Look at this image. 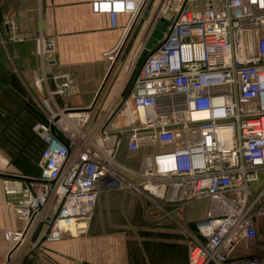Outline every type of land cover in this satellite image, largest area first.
<instances>
[{
    "label": "built area",
    "instance_id": "1",
    "mask_svg": "<svg viewBox=\"0 0 264 264\" xmlns=\"http://www.w3.org/2000/svg\"><path fill=\"white\" fill-rule=\"evenodd\" d=\"M148 2L90 0L94 14L130 17L105 54L109 74ZM160 21L170 26L156 50L103 115L97 100L107 78L89 106H61L79 85L70 72H46L56 42L36 39V84L46 97L33 102L45 121L31 132L44 148L38 177L3 180L21 224L4 233L6 264L27 245L87 235L100 194L124 190L174 221L209 202L190 235L189 264H264L256 246L264 218V0H160L153 23ZM6 25L13 42L26 39L13 20ZM121 151L144 153L140 167L126 165Z\"/></svg>",
    "mask_w": 264,
    "mask_h": 264
},
{
    "label": "crops",
    "instance_id": "2",
    "mask_svg": "<svg viewBox=\"0 0 264 264\" xmlns=\"http://www.w3.org/2000/svg\"><path fill=\"white\" fill-rule=\"evenodd\" d=\"M151 12L133 38L127 69L155 29ZM129 19L128 15L94 14L90 0H0V264H6L11 253L5 231L21 228L7 204L3 180L40 175L44 145L35 135V146L42 149L40 155L30 157V132L38 118L30 103H34V97H46L45 90L40 92L36 84L41 75L36 39L43 35L56 42V61L49 64L46 72H70L79 85L80 93L60 99V105L86 107L95 100L109 74L110 63L105 54L117 47ZM7 20L17 24L19 33L26 37L23 42L11 40ZM123 81L122 76L118 77L105 91L106 103L100 115L123 90ZM144 155L140 152L127 156L121 151L120 156L124 162L136 164ZM115 192L119 193L100 194L87 235L31 245L19 264H189V240L182 226L188 229L191 222L197 221L190 215V208L175 213L176 222L140 194ZM105 225L118 229L105 231ZM262 228L264 218L258 221V229ZM17 258L18 254H13L11 262Z\"/></svg>",
    "mask_w": 264,
    "mask_h": 264
},
{
    "label": "rangeland",
    "instance_id": "3",
    "mask_svg": "<svg viewBox=\"0 0 264 264\" xmlns=\"http://www.w3.org/2000/svg\"><path fill=\"white\" fill-rule=\"evenodd\" d=\"M159 2L160 0H149V2L146 4V6L142 9L139 17H138V21L136 23V26L135 28L130 32V34L128 35V41L126 43V45L124 46V49H123V56L120 57L115 65V67L112 68L109 76H107V79H106V82L104 84V88H103V92L105 93V91L111 86V84L113 83V81L115 79H117L118 77H123V88H126V86L129 84L130 80L132 79V77L134 76V74L138 71V67H137V63H138V57L135 59V61L133 62V65L131 66H128V69L126 67L127 65V62H126V58L129 56V50L131 49L130 46L132 44V41H133V38L134 36L136 35L137 33V30L140 28V26L142 25V23L145 21V17L148 13H150V11L152 10V14L153 17L151 18V21L153 22L154 18H155V15L157 13V10H158V6H159ZM264 34V31L262 32ZM123 67V68H122ZM41 77V75H40ZM122 91V90H121ZM102 92V94H103ZM120 93V92H119ZM100 96V98H98L97 100V105H99V108L101 109V107L103 106V103H106V95L103 94ZM119 94L116 95V97L109 101V107L112 106L116 101H117V98H118ZM69 104V103H68ZM70 105V104H69ZM107 107V108H109ZM106 108V109H107ZM101 112V110H99V113ZM31 135V147H30V150H31V155L30 157H34V156H38L40 155L41 153V149L40 147H37L35 146L36 145V140L32 134V132H30ZM32 150H35V151H32ZM125 152V151H123ZM161 152V151H160ZM153 153H156V150L153 152V151H150L149 154H153ZM127 156L129 155H133V154H127ZM121 160L123 161V159L121 158ZM124 162V161H123ZM136 162H138L136 160ZM126 165L128 166H131V167H140V163H130V162H124ZM138 165V166H137ZM113 193H110V194H118L119 192H115V191H111ZM210 208V204L208 201H201V202H197V203H194L191 207H190V215L195 219L197 218V221L198 220H202L204 218H206V215H207V212ZM149 214V212H148ZM116 224V222H114ZM113 223V224H114ZM195 223L196 222H191L189 224L188 229L183 227L182 226V229L183 231L185 232V235H186V239L189 240V247H190V235L191 234H196L195 232ZM118 227L117 226H111L109 227L108 225H105V231H115L117 230ZM138 233L141 234V229H139V231H137ZM256 246L258 248V251L264 255V228H262L261 230L258 229V238H257V241H256ZM32 249V246L31 245H27L25 248H23L22 252L18 254L19 258L15 259V261H13V263L11 262V264H19V262L21 263V261L23 262V260L25 259V257H27V254L29 252V250ZM24 256V258H23ZM23 258V260H22Z\"/></svg>",
    "mask_w": 264,
    "mask_h": 264
},
{
    "label": "water",
    "instance_id": "4",
    "mask_svg": "<svg viewBox=\"0 0 264 264\" xmlns=\"http://www.w3.org/2000/svg\"><path fill=\"white\" fill-rule=\"evenodd\" d=\"M170 26L169 22H162L160 21L155 25V29L153 30L150 38L147 40L144 50L142 51L141 55L139 56V60L137 63V67L141 65V63L145 60V57L149 55V52H154L159 44V42L162 40L164 33L166 32L167 28ZM119 109V108H118ZM118 109L115 111V113L118 111ZM114 113V115H115ZM49 218H47V221Z\"/></svg>",
    "mask_w": 264,
    "mask_h": 264
},
{
    "label": "trees",
    "instance_id": "5",
    "mask_svg": "<svg viewBox=\"0 0 264 264\" xmlns=\"http://www.w3.org/2000/svg\"><path fill=\"white\" fill-rule=\"evenodd\" d=\"M29 103H30V102H29ZM33 104H34V103H32V100H31L30 105L34 108V111H35V113H36V116L38 117V118H37V121H36L35 123L45 121V118H44L43 114L41 113V111L36 107L35 104H34V105H33ZM195 232H196V228H195Z\"/></svg>",
    "mask_w": 264,
    "mask_h": 264
},
{
    "label": "flooded vegetation",
    "instance_id": "6",
    "mask_svg": "<svg viewBox=\"0 0 264 264\" xmlns=\"http://www.w3.org/2000/svg\"><path fill=\"white\" fill-rule=\"evenodd\" d=\"M145 58H146V57H145ZM141 65H142V63H141ZM141 65L138 67V69H140Z\"/></svg>",
    "mask_w": 264,
    "mask_h": 264
}]
</instances>
